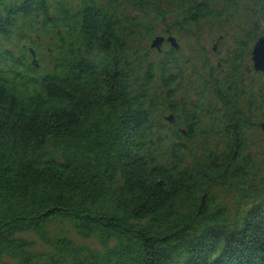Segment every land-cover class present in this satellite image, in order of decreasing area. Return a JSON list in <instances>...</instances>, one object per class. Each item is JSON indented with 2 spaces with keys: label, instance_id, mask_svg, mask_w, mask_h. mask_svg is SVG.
<instances>
[{
  "label": "trees",
  "instance_id": "1",
  "mask_svg": "<svg viewBox=\"0 0 264 264\" xmlns=\"http://www.w3.org/2000/svg\"><path fill=\"white\" fill-rule=\"evenodd\" d=\"M251 18L233 66L264 35V0H0V264H264V175L244 136L253 99L240 103L236 76L216 80L203 123L178 100L176 48L153 59L140 47L158 25L199 42L203 23ZM167 105L185 125L174 143ZM198 134L196 151L183 139ZM57 219L99 246L53 233Z\"/></svg>",
  "mask_w": 264,
  "mask_h": 264
},
{
  "label": "rangeland",
  "instance_id": "2",
  "mask_svg": "<svg viewBox=\"0 0 264 264\" xmlns=\"http://www.w3.org/2000/svg\"><path fill=\"white\" fill-rule=\"evenodd\" d=\"M251 19H246L245 22H235L237 21L235 20L226 27H220L219 25H215L216 23L212 22L203 23V30L199 37V42H196L193 38L191 39L190 35L186 32L173 29L172 35L177 38L180 43V47L176 49V53L174 55H171L170 53L169 55L173 61H175V63L182 59L184 61V63L181 64V71L173 72L179 76H181V72H183L181 84L185 91L184 93L181 92V85H179L178 100H180L181 97V100H183L184 104L186 101L189 107L192 103L194 105L199 104L201 109L199 118L202 119L203 123H206L208 120H210V113L208 111L210 104L213 102L216 106H220V103L217 101L214 94V85L216 80L223 79L228 75H230L228 78L236 76L240 90L245 92V95L242 96L240 103L245 104L249 99H253L252 109L249 111L251 116V124L249 128L246 129L244 136L248 142L247 147L252 154L255 163L259 167L262 176L264 175V132L259 127V124L260 122L264 121V101L262 100V93H258L257 86L264 84V73L255 70L245 72V66L249 63L253 64L252 59L247 54L243 56L245 62L242 65L238 64L233 66L230 62V60L234 57V48L237 49V37L241 36L242 33L250 32L251 27H255L254 19ZM209 24L213 26H209ZM241 27H243L244 30H241ZM164 28L165 25H158L154 36L145 37L140 41V47L142 50H145L144 53H147L150 58L156 59L160 56L157 55L158 49L151 47V44L156 35L164 34L162 32ZM263 28L264 25H261V27L257 29L258 35L262 34ZM220 35H222L221 38H219ZM254 43L255 41L252 42L251 47H253ZM172 49V45H170L168 41H165L162 45V50H160V53H166L170 50L172 51ZM166 56L167 55H164L163 58ZM208 59L211 62V68L198 69V75L188 77L192 72V67L195 65L203 67L202 64L204 63V60ZM154 87H159L162 91L163 85L159 77H157ZM167 108H169L168 105L162 112L158 114V119H163L166 121L169 128L172 130L168 140H172L174 143L177 141L173 140L174 132L179 130L178 127L184 128L185 125L181 123L170 124L171 122L165 118L169 115ZM194 111L195 109L191 110V112ZM212 115L214 117V113H212ZM199 136L200 134H198V138L190 136L185 137L183 141L187 147L199 151L201 148L200 142L202 141L200 140ZM208 140L210 141V144H212L216 140L221 139H217V136H214L212 139ZM161 154L165 156V148L161 149ZM233 197H237V195L229 191H225L222 193L219 199L221 202H225L231 206L233 205ZM50 229L55 234L59 232L67 234L68 236L74 238L77 242L90 244L92 246H99L98 239L95 236L83 238L82 236L78 235L73 225L68 220L57 219L50 225ZM22 236L35 239L37 249L44 248L34 233L27 232L22 234Z\"/></svg>",
  "mask_w": 264,
  "mask_h": 264
},
{
  "label": "water",
  "instance_id": "3",
  "mask_svg": "<svg viewBox=\"0 0 264 264\" xmlns=\"http://www.w3.org/2000/svg\"><path fill=\"white\" fill-rule=\"evenodd\" d=\"M165 41H168L173 48L178 49L180 47V43L177 38L170 34L166 36L158 35L152 41V47L157 49H162V45ZM252 61L254 69L258 72H264V35L258 37L257 41L254 44L252 50ZM170 121L173 120V115L168 117ZM261 128L264 131V121L261 123Z\"/></svg>",
  "mask_w": 264,
  "mask_h": 264
}]
</instances>
